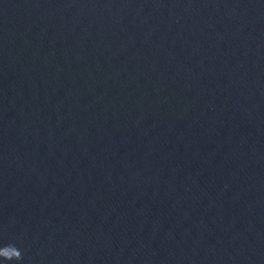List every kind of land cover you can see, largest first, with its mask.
<instances>
[{
  "label": "water",
  "instance_id": "water-1",
  "mask_svg": "<svg viewBox=\"0 0 264 264\" xmlns=\"http://www.w3.org/2000/svg\"><path fill=\"white\" fill-rule=\"evenodd\" d=\"M0 264H264V0H0Z\"/></svg>",
  "mask_w": 264,
  "mask_h": 264
},
{
  "label": "clouds",
  "instance_id": "clouds-1",
  "mask_svg": "<svg viewBox=\"0 0 264 264\" xmlns=\"http://www.w3.org/2000/svg\"><path fill=\"white\" fill-rule=\"evenodd\" d=\"M11 247L13 248L11 254L6 249H0V255H3L6 260H23L22 251L16 245H12Z\"/></svg>",
  "mask_w": 264,
  "mask_h": 264
}]
</instances>
